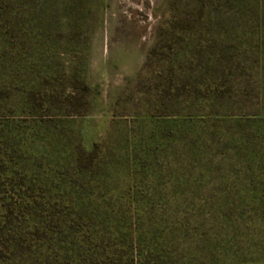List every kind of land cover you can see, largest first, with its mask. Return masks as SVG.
I'll use <instances>...</instances> for the list:
<instances>
[{"label": "rangeland", "instance_id": "1", "mask_svg": "<svg viewBox=\"0 0 264 264\" xmlns=\"http://www.w3.org/2000/svg\"><path fill=\"white\" fill-rule=\"evenodd\" d=\"M259 1L0 0L37 264L131 240L145 264H264V55H232Z\"/></svg>", "mask_w": 264, "mask_h": 264}, {"label": "trees", "instance_id": "2", "mask_svg": "<svg viewBox=\"0 0 264 264\" xmlns=\"http://www.w3.org/2000/svg\"><path fill=\"white\" fill-rule=\"evenodd\" d=\"M259 4H261V8L257 7L256 11L247 10L248 18L254 20L253 28L245 29L246 34L239 32L232 34V43L235 46L232 55H264V0H260ZM238 44L239 49L237 50ZM261 80L260 74L256 73L253 82V104L258 115L264 107V87L260 85ZM228 90L225 94L214 89L211 96L201 95L200 98L221 101L241 95L239 93L241 89L232 91L230 88ZM10 106L7 103V105L1 106L0 110L13 112V108ZM18 127V124H14L8 118L6 121L0 120V264H37L38 253L34 242L35 201L30 193L32 181L28 174L29 171L23 163L22 153L28 137ZM84 153V151H80V162ZM88 157L90 160L92 159V162L95 156L92 153ZM113 235L110 234L108 240L117 238ZM129 242V244L121 246H116L113 243L114 245H110L108 249L97 247L90 256H94L95 259L101 256L105 258L106 264L147 263L148 261L145 260H147L149 252L141 250L137 252L130 246L132 240Z\"/></svg>", "mask_w": 264, "mask_h": 264}]
</instances>
